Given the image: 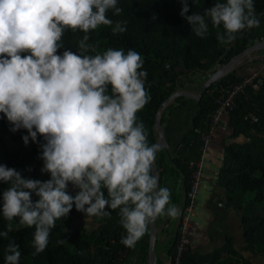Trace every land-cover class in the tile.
Here are the masks:
<instances>
[{
    "label": "clouds",
    "instance_id": "1",
    "mask_svg": "<svg viewBox=\"0 0 264 264\" xmlns=\"http://www.w3.org/2000/svg\"><path fill=\"white\" fill-rule=\"evenodd\" d=\"M117 3L0 0V114L10 131H27L22 137L26 146L43 137L41 172L51 177L26 178L0 164V182L10 185L2 196L0 214L8 223L0 238L8 237L19 218L20 226L35 229L33 255L46 250L51 230L73 206L88 218L110 216L106 208L119 209L126 231L120 243L129 249L158 217L180 214L170 189L160 187L152 174L159 145H149L137 117L151 99L141 54L112 48L97 53L99 43H89L90 31L113 25L109 10L116 16L123 12ZM181 3V17L200 38L209 34L208 19L213 28L223 27V33L217 32L221 43H231L237 33L261 23L254 0H217L203 14L191 15L188 0ZM124 24L115 22L112 33H124ZM69 29L84 33L79 53L65 50L59 55ZM69 184L79 189L75 196L68 193ZM5 251V264H19L18 244L10 241Z\"/></svg>",
    "mask_w": 264,
    "mask_h": 264
},
{
    "label": "trees",
    "instance_id": "2",
    "mask_svg": "<svg viewBox=\"0 0 264 264\" xmlns=\"http://www.w3.org/2000/svg\"><path fill=\"white\" fill-rule=\"evenodd\" d=\"M215 2L217 0H188L190 10L187 15L192 12L203 14L204 9L212 7ZM254 4L255 15L261 21L260 26L242 30L231 43L218 41L217 32L223 33L224 29L222 26L213 28L210 19L207 20L209 34L206 37L200 38L192 33L190 26L180 15L183 7L181 0H118L117 6L123 8V12L119 16L114 15L113 10L107 13L108 18L114 22L113 25H101L88 33L89 43H99L97 53L112 48L123 49L125 54L130 49L141 54L144 60L142 70L147 72L145 89L151 99L137 113V117L145 126L149 145H158V115L175 93L190 91L188 84L192 83V89L200 94L206 84L203 81L205 77L210 79L219 66L229 65L257 44L256 36L264 31V0H254ZM115 22H126L123 25L126 31L114 35L112 27ZM83 35L79 30H67L62 37L64 47L57 54L62 55L65 50L78 54V42ZM253 65L257 68L248 71ZM254 74L261 75L263 86L258 91L249 89V93L239 100L238 108L226 118L225 123L231 131L230 140L234 143L226 149L227 158L222 170L221 185L229 193L230 205L242 217L246 244L251 255L264 258V59L238 68L213 85L202 100L194 101L199 111L193 121V130L178 150L177 156L171 158L163 150L157 154L155 161L160 170L162 185L169 177L178 180L179 176H183L188 193L193 170L184 156L192 149L195 140L201 141V132L208 128L211 116L218 109L217 90L222 86L238 84ZM199 78L201 82L198 81ZM190 101L185 97L176 99L163 113L162 124L165 125L170 116L187 106ZM11 127L3 114H0V164L20 171L26 178L49 180L50 174L41 172L44 162L39 158L42 155L43 137L38 136L37 142L30 139L26 146L22 137L28 135L27 131L21 129L12 132ZM241 139L245 142L240 143ZM9 186L0 182V207L3 191ZM71 189L79 191L69 184L67 191L72 196L77 193H73ZM32 199L35 202L38 197L33 194ZM106 210L110 211V216L88 218L73 206L69 215L58 220L51 230L46 250L36 255H33L34 227L20 226L19 218H15L13 231L7 238H0V264H5V250L10 241L19 245V264H125L132 249L120 243L126 231L120 223L119 209ZM81 219H93L97 227L74 229ZM160 219L161 216L157 218V222ZM7 223L0 214V231L7 230ZM59 240L64 243H57ZM175 245L169 253L170 264H173L176 256ZM158 264H162L159 258ZM183 264L252 262L228 242L207 256L195 255L189 250L184 255Z\"/></svg>",
    "mask_w": 264,
    "mask_h": 264
},
{
    "label": "crops",
    "instance_id": "3",
    "mask_svg": "<svg viewBox=\"0 0 264 264\" xmlns=\"http://www.w3.org/2000/svg\"><path fill=\"white\" fill-rule=\"evenodd\" d=\"M256 37L258 39L257 44L263 43L264 31L263 34ZM263 58L264 48L255 52L252 56L253 61H260ZM255 68L257 66H250L248 71H254ZM186 92L198 95L195 89ZM198 111L197 104L194 103V100H191L187 106L179 109L174 115L169 117L164 125L167 141L170 145L169 157L174 158L177 156L178 150L191 134L194 126L193 121ZM230 136L231 131L227 125L214 140L211 155L204 169V190L199 196L197 208L192 219L193 229L190 251L195 255L207 256L231 242L235 250L246 256L254 264L253 259L257 257L251 255L247 247L242 217L230 205L228 200L229 193L221 185L222 170L227 158L226 149L234 143V141L230 140ZM239 142L244 143L245 140L241 139ZM201 150L202 143L197 139L192 149L185 154L184 159L192 164L201 156ZM161 187L170 189L171 203L177 205L180 209V214L176 217L164 215L161 216L159 222H157V219L155 220L157 235L155 254L157 262L159 258L162 260V264H170L169 253L174 249L180 215L186 202L187 187L183 176H179L178 180L177 178L171 179L169 177L163 182V185L161 182ZM149 243L150 224L146 233L132 248L125 264H149ZM260 259L264 258H259L258 260Z\"/></svg>",
    "mask_w": 264,
    "mask_h": 264
},
{
    "label": "built area",
    "instance_id": "4",
    "mask_svg": "<svg viewBox=\"0 0 264 264\" xmlns=\"http://www.w3.org/2000/svg\"><path fill=\"white\" fill-rule=\"evenodd\" d=\"M263 86L260 74L245 78L238 84L222 86L217 90L219 94L218 109L211 116L208 128L201 132L202 150L198 160L191 164V189L186 196V204L179 219V228L175 245V259L173 264H183L184 255L190 250L192 242L193 216L197 208L199 196L204 190V169L212 152L213 143L217 135L223 131L226 118L238 108L239 100L249 93V89L258 91Z\"/></svg>",
    "mask_w": 264,
    "mask_h": 264
},
{
    "label": "water",
    "instance_id": "5",
    "mask_svg": "<svg viewBox=\"0 0 264 264\" xmlns=\"http://www.w3.org/2000/svg\"><path fill=\"white\" fill-rule=\"evenodd\" d=\"M264 48V42L260 44H256L253 47H251L249 50H247L243 55L235 58L229 65L227 66H219L218 70L215 74L211 76V78L206 82L202 92L198 95H194L189 92H177L175 93L169 101L165 103V105L162 107L161 111L159 112L158 115V121H157V130H158V145H159V150L156 153L159 154L161 151L166 150L168 154H170V145L167 141V136H166V130L164 125L162 124V115L165 112V110L178 98L180 97H185L190 100L194 101H200L203 99L205 94L210 90V88L219 83L221 80L226 78L228 75L231 73L235 72L238 68L251 63L252 56L255 52L262 50ZM264 59V58H263ZM152 171L153 174L158 178L159 186L161 187V176H160V170L156 164V161H154L152 165ZM156 224L155 221L150 223V243H149V256H148V262L149 264H158L157 262V256L155 254V244H156Z\"/></svg>",
    "mask_w": 264,
    "mask_h": 264
},
{
    "label": "rangeland",
    "instance_id": "6",
    "mask_svg": "<svg viewBox=\"0 0 264 264\" xmlns=\"http://www.w3.org/2000/svg\"><path fill=\"white\" fill-rule=\"evenodd\" d=\"M209 80L208 77H205L203 79V81L206 83L207 81ZM199 82H201V79L199 78L198 80ZM188 88L190 90H192L193 88V85L192 83L191 84H188ZM72 190V189H71ZM73 193H77L78 191H75V190H72ZM84 226H88V227H97V225L93 222V219H81L78 223H76L74 229L76 228H79V227H84ZM254 258V257H253ZM259 257H257L256 259H253L254 260V264H264V259H260L258 260Z\"/></svg>",
    "mask_w": 264,
    "mask_h": 264
}]
</instances>
